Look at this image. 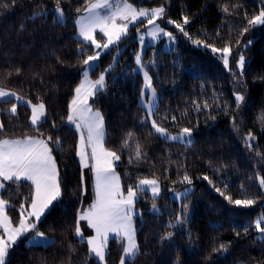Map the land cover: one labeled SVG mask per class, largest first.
Instances as JSON below:
<instances>
[{
    "label": "trees",
    "instance_id": "1",
    "mask_svg": "<svg viewBox=\"0 0 264 264\" xmlns=\"http://www.w3.org/2000/svg\"><path fill=\"white\" fill-rule=\"evenodd\" d=\"M92 1L60 0L66 20L58 23L56 0H0V86L31 102H43L47 115L37 132L30 123V107L19 103L17 115H12L8 110L16 100L1 102L4 128L0 139L42 133L45 139L59 138L62 144V149L53 148L61 197L37 226L55 240L49 245H32L22 238L10 252L9 264H104L75 231L79 213L93 195L77 155L78 132L66 123L75 88L82 81V61L95 50L77 36L76 23ZM128 1L137 6L163 5L166 15L177 23L189 17L185 31L191 40L172 26V32L180 36L178 48L156 50L154 55L148 48L146 65L155 61L147 69L159 93L156 121L172 131L191 128L194 141L188 145L164 139L145 120L146 109L139 100L144 78L134 70L135 50L131 49L136 44L130 34L125 36L121 44L127 46L120 58H114L116 46L92 71L97 77L107 70V89L92 102L105 116L106 147L120 156L117 170L124 189L144 177L157 178L162 184L160 196L143 192L137 201L144 215L137 222L139 253L126 264H264V239L254 226L264 214V188L258 183L264 178V26L248 25V19L264 7V0ZM245 28L249 30L243 32ZM192 40L216 48L230 46L228 68L232 72L210 49ZM238 53L245 57L242 74L235 63ZM237 92L244 96L239 107ZM194 101L201 105L199 111ZM129 133L134 134L130 139ZM249 133L255 137L251 148L245 141ZM137 144L141 159L135 156ZM185 174L194 189L178 201L171 194L188 184L181 182ZM33 195L29 181L7 183L2 196L10 204L8 213L14 221L20 219L21 205L30 206ZM229 196L256 203L238 206L229 202ZM154 203L159 212L151 210ZM179 216L182 223H177ZM81 225L87 236L93 233L86 221ZM168 233L173 235L165 239ZM123 243L110 240L105 264H120ZM222 244L225 249L217 251Z\"/></svg>",
    "mask_w": 264,
    "mask_h": 264
},
{
    "label": "snow or ice",
    "instance_id": "2",
    "mask_svg": "<svg viewBox=\"0 0 264 264\" xmlns=\"http://www.w3.org/2000/svg\"><path fill=\"white\" fill-rule=\"evenodd\" d=\"M14 2L15 0H13ZM2 6L8 7L9 5L4 4ZM101 10H105V14L101 15ZM54 11L57 15V22H63L64 10L60 6V0H56ZM223 11H228L226 6ZM85 13L86 15L80 16L76 21L78 25L77 35L85 43L94 46L99 51H96L94 55H88L82 61L85 66L82 73L83 80L75 88V95L70 102V110L66 118V123L79 132L77 155L79 156L80 163L83 168H88L91 161V170L94 175L95 200L88 210L80 215L79 220L86 221L95 230V235L87 238L86 243L90 246V252L99 261L103 262L105 260L107 242L111 233L124 242L120 264H126V260H134L139 253L136 229L133 225V215L136 214L134 212V204L138 198V194L140 191L149 190L154 197L159 196L160 185L156 179H140L136 187L130 185L127 189V195L124 194L119 177L113 168V161H118L120 156L104 147V116L98 109L93 110L89 104L90 98L95 97L100 92L106 91V73H101L97 79L93 80L90 78V72L94 70L96 61L100 58L102 51L108 50L110 46L118 44L122 37L127 36L130 25L146 22L150 26L146 29V35L152 38L153 41L166 37L171 44L175 41V36L172 32H166L159 24L155 23L157 19L164 17V7L153 8L151 10L146 8L137 9L129 4L127 0H120L119 3L115 4L113 0H96L94 3H87ZM182 19L183 23H177L172 20L167 22L174 25L180 33H183L184 36L191 40V37L185 31V25L190 22L189 17L184 16ZM118 20L122 21V23H117ZM248 25L250 27L264 26V7H261L258 15H254L248 19ZM97 30L107 37V42L103 45L95 39ZM137 30L139 31V29ZM248 30V28H245L243 32H247ZM139 40L141 45H143L144 35H141ZM192 43L210 48L213 53H219V58L222 60L223 65L228 68L229 58L232 54L230 46L226 44L223 48H215L213 45L206 44L201 40H192ZM248 43L250 44L251 41ZM237 45H239V41H237ZM247 46L244 45V47ZM83 52L84 49H81V54ZM135 62L143 74L145 89L151 96V99H142L141 101L149 117H151L152 113L156 111L157 93L156 89L152 86V78L147 68L153 66L155 61L149 62L146 66L142 62V56L137 54ZM235 63L236 68L242 74L245 66V57L242 53H238ZM109 67L111 68V65ZM228 71L232 72V69L228 68ZM17 73H19V70H17ZM12 99L30 107V123L39 132V127L47 122L44 103L32 104L31 101H26L24 97L18 95L16 92L0 88V102H11ZM235 100L237 107H239L240 103L244 101V96L236 93ZM193 104L196 110L199 111L201 105L195 101ZM203 107L205 109L208 108L206 101ZM8 111L12 115H17V105L13 104ZM149 117L145 119L148 120ZM175 119L176 117L173 116L172 120L175 121ZM261 119L264 120V116ZM150 124L157 134L167 140L191 143V128L185 127L177 135H172L166 128L160 127L155 119H151ZM53 127H55L54 123ZM3 128L4 124L0 121V131ZM133 135V133H129L128 138L130 139ZM254 140L255 137L252 133H249L245 137V141L250 148L251 142ZM127 145L128 141L125 140L124 146L127 147ZM54 147L62 149L60 139L53 140L52 136H48L45 139L42 133L37 136H26L22 139L0 140V189L6 188V182L19 183L22 180L30 181L34 188V195L30 201V209H26L21 205L20 219L17 226H13L11 218L7 215V209L10 207L9 202L0 198V230L3 233L0 234V264H9V254L17 246L22 237H27L33 241L47 239L43 232L37 230V226L41 217L47 210H50V206L61 195L59 170L55 157L52 155ZM135 156L137 159L142 158L139 144L136 146ZM204 179L207 180L208 178L204 177ZM81 180L83 182V176ZM181 182L191 184L192 181L185 174ZM258 183L261 188H264V178H259ZM187 191L186 189L184 193L173 192V196L176 198L186 197ZM215 191L223 195L219 188H215ZM227 199L238 206H251L256 203L254 199L233 200L230 196ZM152 207L154 210L156 209L155 203ZM182 222V216L177 217V223ZM262 224H264V214L258 217L254 224L258 232L262 234L261 238L264 239V227H261ZM169 226L174 225L170 224ZM244 230L246 232L247 228ZM75 231L78 236H83L79 222ZM29 233H32L31 237H28ZM172 235V233H168L165 239H170ZM221 249H225V245H220V248L216 250L219 251Z\"/></svg>",
    "mask_w": 264,
    "mask_h": 264
},
{
    "label": "rangeland",
    "instance_id": "3",
    "mask_svg": "<svg viewBox=\"0 0 264 264\" xmlns=\"http://www.w3.org/2000/svg\"><path fill=\"white\" fill-rule=\"evenodd\" d=\"M94 2H96V0H94V1H92L91 3H94ZM120 2V0H113V3L115 4V3H119ZM127 2L129 3V4H131V5H133L134 7H136L137 9H139V8H146V9H149V10H151V9H153V8H158V7H164L165 8V15H164V17L163 18H160V19H157L156 21H155V23H157V24H159V26L161 27V28H163L166 32H172V29H171V27L172 26H174V25H172V24H170V23H168L167 21H169V20H172V21H174L171 17H168L167 15H166V7L165 6H163V5H156V6H137V5H135V4H133V3H131L130 1H128L127 0ZM56 13V12H55ZM103 14H105V10H101V15H103ZM82 15H86V13H85V9L78 15V17L76 18V21L79 19V17L80 16H82ZM57 16V15H56ZM66 20V16H65V13H64V20L63 21H65ZM117 23H122V21H117ZM78 26V25H77ZM148 27H150L149 25H147V23L146 22H143V23H136L135 25H130L129 26V28H128V34L127 35H131L132 36V39H133V41H134V43L136 44V45H134L131 49L132 50H135L134 51V61H135V57H136V55L137 54H140L141 56H142V62L146 65V53H147V50H148V48H152V53H153V55H154V53H155V51L157 50V51H169V52H172V51H174L175 49H177L178 48V45H179V41H180V36H178L175 32H172L173 33V35L175 36V41L173 42V43H169V41H168V39L166 38V37H164V38H161V39H157V40H152V38H150V37H148L147 35H146V29L148 28ZM137 29H139V31L137 30ZM77 33H78V31H77ZM141 35H144V44L143 45H141V43H140V40H139V37L141 36ZM78 36V35H77ZM79 37V36H78ZM125 37V36H124ZM124 37H122L121 38V40L118 42V44H116V45H113V46H110V48L108 49V50H104V51H102L101 52V55H100V58L96 61V65L94 66V68H96L99 64H100V62H101V58H102V56L106 53V52H109V51H111L114 47H116L117 46V48H116V50H115V55H114V58L117 60L118 58H120V56H121V54L123 53V51L125 50V48H126V46L127 45H122L121 44V41H122V39L124 38ZM80 38V37H79ZM82 39V38H81ZM95 39H96V41L97 42H99L101 45H103L104 43H106L107 42V37L106 36H104L99 30H97L96 31V33H95ZM121 44V45H120ZM118 45H120V46H118ZM203 46V45H202ZM203 47H205V46H203ZM216 48V47H215ZM94 53L92 54V55H94L95 53H96V51H99L98 49H96L95 47H94ZM208 49H210V48H208ZM211 50V49H210ZM211 52L213 53V51L211 50ZM216 57H219V53H213ZM147 66V65H146ZM134 70L135 71H137V72H139V73H141L142 74V72L138 69V67H137V64H136V62H135V64H134ZM148 70V69H147ZM83 71H84V69H83ZM148 72H149V70H148ZM101 73H107V71H103V72H101ZM100 73V74H101ZM99 74V75H100ZM149 75L151 76V78H152V75L150 74V72H149ZM106 76V75H105ZM142 76H143V74H142ZM99 76H97V77H93L92 76V71L90 72V78L91 79H93V80H95V79H97ZM144 78V77H143ZM82 80H83V75H82ZM152 86L155 88V86H154V83H153V78H152ZM0 88H3V89H5V90H7V91H11V92H16V91H14V90H12V89H8V88H4V87H2V86H0ZM156 89V88H155ZM17 93V92H16ZM156 93H157V101H156V110H157V108H158V105H159V93H158V91H157V89H156ZM237 93H240V94H242V92H237ZM18 94V93H17ZM143 94V95H142ZM19 95V94H18ZM21 96V95H20ZM23 97V96H22ZM24 99L26 100V101H30L29 99H27V98H25L24 97ZM142 99L143 100H148V99H151V96H150V93L145 89V80H144V83H143V87H142V93H141V96H140V98H139V100H140V103L142 104ZM19 103H22V102H17L16 101V105L18 106V104ZM32 104H39L40 102H37V103H34V102H31ZM89 104L92 106V108H93V110H99L102 114H103V112L99 109V108H96V107H94V105H93V102H92V98H90L89 99ZM143 105V104H142ZM0 106H1V102H0ZM144 106V105H143ZM145 107V106H144ZM146 109V108H145ZM154 113H155V111L152 113V115H151V117H149V114H148V112L146 111V117H149V119L147 120L148 122H150V120L151 119H155V116H154ZM103 116H104V114H103ZM145 117V118H146ZM146 120V119H145ZM156 120V119H155ZM0 121H1V118H0ZM157 122V121H156ZM157 124L160 126V127H163V128H166L167 129V131L170 133V134H172V135H177L178 133H180V131L181 130H178V131H172V130H170L169 128H167V127H165L164 125H162V124H160V123H158L157 122ZM104 131H105V136H104V147L107 149V150H109V151H113V150H111V149H108L107 147H106V144H105V140H106V135H107V132H106V125H105V116H104ZM78 132V131H77ZM78 135H79V132H78ZM162 137V136H161ZM22 138H24V137H21L20 139H22ZM5 139V138H4ZM15 139H17V138H15ZM165 139V138H164ZM191 143L190 144H192L193 143V141H194V133H193V131H192V134H191ZM1 140V139H0ZM170 141H172V140H170ZM180 142H183V141H180ZM79 143V142H78ZM183 143H185V144H188V145H190L189 143H186V142H183ZM50 147H51V144H50ZM89 152H90V149H89ZM113 152H115V151H113ZM116 153V152H115ZM117 154V153H116ZM52 155L54 156V154H53V152H52ZM118 155V154H117ZM79 157V156H78ZM118 162H119V160L118 161H113V168H114V172L116 173V175L119 177V180H120V184H121V187H122V190L124 191V194L125 195H127V190L126 189H124V187H123V184H122V181H121V176H120V174H119V172H118V170H117V164H118ZM91 161L89 162V167L88 168H85V184H86V186H88L89 187V185H90V187H91V189H92V195H93V198H92V200H91V202L89 203V204H87L83 209H81V211H80V213H79V217H80V215L83 213V212H86L87 210H88V208H89V206L94 202V200H95V189H94V175H93V172H92V170H91ZM56 164H57V162H56ZM57 167H58V165H57ZM141 179H156V180H158V182H159V185H160V194H159V196L161 195V193H162V184H161V181L159 180V179H157V178H152V177H144V178H141ZM59 181H60V176H59ZM8 182H6V184H7ZM89 184V185H88ZM137 186V185H136ZM136 186H133V187H136ZM60 188H61V186H60ZM188 190L187 191V194L188 193H190L193 189H194V184H187L185 187H183V188H181V189H177V190H173L172 191V198L173 199H175V200H178V201H181L184 197H180V198H176V197H174L173 196V192H175V193H184L185 192V190ZM3 190L4 189H0V198H2V199H5V200H7L4 196H2V192H3ZM143 192H149L151 195H152V193L149 191V190H144V191H140L139 192V194H138V198L136 199V201H135V204H134V212L136 213L135 215H133V225H134V227H135V229H136V240H137V242H138V239H137V230H138V226H137V222H138V220H141V222L144 220V215H143V212H142V209L138 206V199L141 197V195H142V193ZM186 194V195H187ZM153 196V195H152ZM60 197H61V195H60ZM59 197V198H60ZM156 197H158V196H156ZM58 198V199H59ZM10 205V204H9ZM156 205V209L154 210L153 209V207L151 208V210L153 211V212H159L160 211V207L157 205V204H155ZM24 208H26V209H30V206H24ZM46 213V212H45ZM7 215L11 218V222H12V224H13V226H17L18 225V222H19V220L18 221H14L13 219H12V217L9 215V213H8V209H7ZM44 216V215H43ZM42 216V217H43ZM42 217H41V219H42ZM81 222H82V220H79V227L81 228V231H82V234H83V236L81 237V236H78L80 239H83V240H86L87 238H90V237H92V236H94L95 235V230L93 229V233L91 234V235H89V236H87L86 234H85V231H84V229L82 228V225H81ZM87 223V222H86ZM38 231H41V230H39V229H37ZM42 232V231H41ZM44 233V232H43ZM0 234H3L2 233V230H0ZM45 234V237L47 238V239H41V240H37V241H33V240H31V239H29V238H27L26 237V243L27 244H32V245H35V244H37V245H49L50 243H52L54 240H55V238L53 237V236H51V235H48V234H46V233H44ZM32 236V233H29L28 234V237H31ZM22 238H24V237H22ZM21 238V239H22ZM113 238H116V239H119L115 234H109V239H108V242H107V248H108V245H109V242H110V240L111 239H113ZM20 239V240H21ZM19 240V241H20ZM120 240V239H119ZM106 253H107V249H106ZM106 253H105V257H106ZM92 254V253H91ZM93 256H95L94 254H92ZM96 257V256H95ZM99 261V260H98ZM102 263H104L105 264V260L102 262Z\"/></svg>",
    "mask_w": 264,
    "mask_h": 264
},
{
    "label": "crops",
    "instance_id": "4",
    "mask_svg": "<svg viewBox=\"0 0 264 264\" xmlns=\"http://www.w3.org/2000/svg\"><path fill=\"white\" fill-rule=\"evenodd\" d=\"M5 139H15V138H5ZM17 139H20V138H17ZM1 140H3V139H1ZM29 182H30V181H29ZM54 202H55V201H54ZM54 202H53V203H54ZM50 207H51V206H50Z\"/></svg>",
    "mask_w": 264,
    "mask_h": 264
}]
</instances>
